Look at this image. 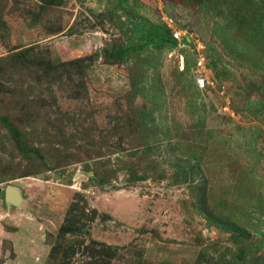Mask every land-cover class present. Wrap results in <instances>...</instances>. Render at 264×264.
<instances>
[{"label": "rangeland", "instance_id": "obj_1", "mask_svg": "<svg viewBox=\"0 0 264 264\" xmlns=\"http://www.w3.org/2000/svg\"><path fill=\"white\" fill-rule=\"evenodd\" d=\"M200 1L0 0V61L29 49L0 66V264L264 259V0ZM167 19L204 49L145 45ZM128 44L144 49L114 54ZM39 61L62 65L55 80L34 82ZM97 158L111 186L90 183Z\"/></svg>", "mask_w": 264, "mask_h": 264}, {"label": "trees", "instance_id": "obj_2", "mask_svg": "<svg viewBox=\"0 0 264 264\" xmlns=\"http://www.w3.org/2000/svg\"><path fill=\"white\" fill-rule=\"evenodd\" d=\"M204 0H201L200 3H202ZM150 26V32H151V35L148 36L147 38V41L145 43V45H150L151 43L154 42V39H159L158 43L160 45H165L167 46L168 48L170 49H173L177 46V40H175L172 36V33L171 31L166 28L165 26H160V25H156V24H153V25H149ZM253 31L258 34V29L257 28H254ZM230 33V32H228ZM227 34V33H226ZM260 34V33H259ZM234 34H231L230 37H228V35H226V38L224 40H222L223 42V47L224 46H227L229 47L232 51H236V46H235V42H233L232 45H228L227 43H225V41H231L233 40L232 37H233ZM258 36L260 35H257V36H254L255 37V40H258ZM183 43L186 44V45H189L191 44L190 42H188L186 39H183ZM144 49V45H132V44H128L127 46H124L122 47L121 49L119 50H115L114 54L117 55L118 57H122V56H126L128 55V57L130 55H132L134 52L136 51H142ZM29 51L28 50H25L21 53H17V54H14L13 57H10V58H7V59H2L0 61V66L1 64L2 65H6L8 64V62L10 61H13V63H16V62H21V61H24V62H28V58H26V55H27V52ZM218 56V57H217ZM217 59L212 63V69H216V65L218 63H221V60L219 62V59H220V55H217ZM87 59H91V58H87ZM87 59H84V62L87 61ZM32 65H35L34 68L38 71H40V75L39 77L37 76L34 80V82L36 84H39L40 83V78H42V76L44 75L45 78H49V79H53L55 80L56 79V74L58 73V70L60 69L59 67H62V65H59L57 67H53L51 62L49 61H45V62H37V63H33ZM66 66L70 67V69H72V71H74V74L75 75H82L83 74V70H85V67L83 65V60H76V61H72V62H68V63H65ZM3 67V66H1ZM15 67V66H14ZM46 67V68H44ZM16 68V67H15ZM75 69H76V72H75ZM1 71V69H0ZM217 71H215L216 73ZM84 89H85V85L83 82H79L75 85V87L73 89H71L70 91H75L77 92V97H79L81 95V92L83 91V94H84ZM77 90V91H76ZM6 122H4V125H6L7 127H9V124L7 122V119L4 118ZM76 134L74 135H71L70 138H75L76 139ZM148 142L145 144L147 145ZM111 165V162L110 160H103L101 158H97L95 159L94 161L90 162L89 164H86L84 167H85V171L86 172H89L91 174L92 177L89 178V181L90 183H92V185H98V186H111V182H112V173H114V170H110L109 169V166ZM149 168H144L141 172V175L137 178H133V175H135L131 170L128 171V167L126 168V173L128 174L129 172V175L132 176L133 179H128L127 182H133V181H143V180H146L149 176V173H152L154 171V168L153 166H158L157 162L156 161H153L151 160V162H149ZM165 172L162 171V172H159V174H156V177L158 179H165ZM172 178L178 183V182H181V183H186V182H189L190 179H191V174L188 173V172H176L172 175ZM73 230H71V226H67V225H64L61 227L60 229V232H59V235H65V234H69L71 233ZM242 241H248V236L247 235H244L243 236V239ZM243 251V249H242ZM61 259H62V255H61ZM51 260V258H50ZM260 264H264V259L261 260L260 258Z\"/></svg>", "mask_w": 264, "mask_h": 264}, {"label": "built area", "instance_id": "obj_3", "mask_svg": "<svg viewBox=\"0 0 264 264\" xmlns=\"http://www.w3.org/2000/svg\"><path fill=\"white\" fill-rule=\"evenodd\" d=\"M167 28L170 29L172 36L177 42L183 43V39H186L188 42H192L193 45L195 44L194 48L199 52L204 49V46L200 41L196 40L192 36L188 34L186 30L178 29L173 25V21L171 19H167ZM204 87V81L199 80V86Z\"/></svg>", "mask_w": 264, "mask_h": 264}, {"label": "water", "instance_id": "obj_4", "mask_svg": "<svg viewBox=\"0 0 264 264\" xmlns=\"http://www.w3.org/2000/svg\"><path fill=\"white\" fill-rule=\"evenodd\" d=\"M23 198L18 189L7 186L4 190L3 203L6 207L17 208L20 207Z\"/></svg>", "mask_w": 264, "mask_h": 264}]
</instances>
